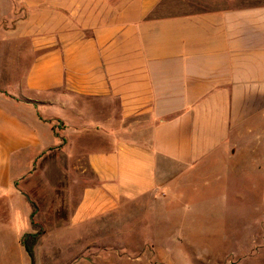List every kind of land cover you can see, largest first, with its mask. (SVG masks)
I'll use <instances>...</instances> for the list:
<instances>
[{"label": "crops", "instance_id": "obj_1", "mask_svg": "<svg viewBox=\"0 0 264 264\" xmlns=\"http://www.w3.org/2000/svg\"><path fill=\"white\" fill-rule=\"evenodd\" d=\"M5 17L29 66L16 95L0 85V247L26 251L40 225L36 263L68 264L125 204L182 183H228L239 206L257 176L264 202V0H0ZM59 151L48 224L23 188ZM71 232L84 242L57 260Z\"/></svg>", "mask_w": 264, "mask_h": 264}, {"label": "rangeland", "instance_id": "obj_2", "mask_svg": "<svg viewBox=\"0 0 264 264\" xmlns=\"http://www.w3.org/2000/svg\"><path fill=\"white\" fill-rule=\"evenodd\" d=\"M4 20L0 28H8L5 34L10 35L12 23L7 17ZM8 46H4L0 38V85L14 96L29 61L27 55ZM64 157L60 151L51 154L49 159L56 161L41 165L27 182L28 188H23V192L27 190L36 196L34 199L49 218L48 224L53 217L50 213L60 205L57 192L64 189L61 174L68 167ZM187 184L182 183L177 192L166 194L167 197L164 194L149 196L125 204L122 213L117 212L105 225L98 226L100 230L93 237V249H87L81 258L68 264H264V202L258 177L242 183L244 196L237 199L239 206L231 203L228 189L221 192L224 183L206 186L202 182L193 183L200 188L192 189L190 197ZM63 216L64 213L56 212L54 219ZM82 241H78L75 232L69 233L61 252L56 255L57 260L75 257ZM198 243L207 244L211 251L207 253L206 249L195 245ZM11 248L14 249L0 247V264H32L23 248L18 252ZM239 249L246 251L242 255L248 258L237 256ZM224 258L225 262H219ZM37 264L57 263L40 258Z\"/></svg>", "mask_w": 264, "mask_h": 264}, {"label": "trees", "instance_id": "obj_3", "mask_svg": "<svg viewBox=\"0 0 264 264\" xmlns=\"http://www.w3.org/2000/svg\"><path fill=\"white\" fill-rule=\"evenodd\" d=\"M34 210H36V207H34ZM35 214V212H34ZM33 234H30L25 240L24 245L25 249L29 255V257L32 260V264H37L35 259V248L39 243V240L44 235V230L40 225H34L33 226Z\"/></svg>", "mask_w": 264, "mask_h": 264}]
</instances>
